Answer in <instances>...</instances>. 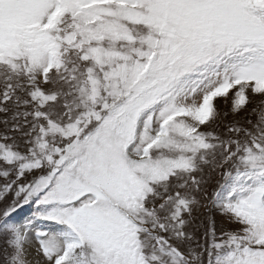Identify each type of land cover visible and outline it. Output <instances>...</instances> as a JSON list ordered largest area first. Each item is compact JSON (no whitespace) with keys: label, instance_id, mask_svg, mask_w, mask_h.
Here are the masks:
<instances>
[{"label":"snow or ice","instance_id":"6c2138e0","mask_svg":"<svg viewBox=\"0 0 264 264\" xmlns=\"http://www.w3.org/2000/svg\"><path fill=\"white\" fill-rule=\"evenodd\" d=\"M0 264H264V0H0Z\"/></svg>","mask_w":264,"mask_h":264},{"label":"rangeland","instance_id":"374dc122","mask_svg":"<svg viewBox=\"0 0 264 264\" xmlns=\"http://www.w3.org/2000/svg\"><path fill=\"white\" fill-rule=\"evenodd\" d=\"M222 108H226L227 106H225L223 103H221L220 105Z\"/></svg>","mask_w":264,"mask_h":264}]
</instances>
